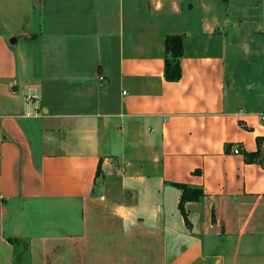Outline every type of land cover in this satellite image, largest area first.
Returning a JSON list of instances; mask_svg holds the SVG:
<instances>
[{
	"label": "crops",
	"instance_id": "crops-1",
	"mask_svg": "<svg viewBox=\"0 0 264 264\" xmlns=\"http://www.w3.org/2000/svg\"><path fill=\"white\" fill-rule=\"evenodd\" d=\"M263 2L0 0V264H264Z\"/></svg>",
	"mask_w": 264,
	"mask_h": 264
},
{
	"label": "trees",
	"instance_id": "trees-1",
	"mask_svg": "<svg viewBox=\"0 0 264 264\" xmlns=\"http://www.w3.org/2000/svg\"><path fill=\"white\" fill-rule=\"evenodd\" d=\"M182 53V39L179 36H166L164 38V78L168 82H175L180 79V63L179 59ZM256 151L253 153H244V160L247 164H257L264 171V138H256ZM99 174V168L96 175ZM181 190V197L178 208L187 224L184 212V204L187 202H198L202 200L204 194L200 188H192L186 185H173ZM14 247V264H25L28 259V245L25 241L16 239L9 240Z\"/></svg>",
	"mask_w": 264,
	"mask_h": 264
},
{
	"label": "built area",
	"instance_id": "built-area-1",
	"mask_svg": "<svg viewBox=\"0 0 264 264\" xmlns=\"http://www.w3.org/2000/svg\"><path fill=\"white\" fill-rule=\"evenodd\" d=\"M259 123L262 127H264V114H261L259 117ZM232 154L234 155H238L240 153L239 149L238 148H233L232 150Z\"/></svg>",
	"mask_w": 264,
	"mask_h": 264
},
{
	"label": "rangeland",
	"instance_id": "rangeland-1",
	"mask_svg": "<svg viewBox=\"0 0 264 264\" xmlns=\"http://www.w3.org/2000/svg\"><path fill=\"white\" fill-rule=\"evenodd\" d=\"M264 3V2H263ZM261 9V8H260ZM20 42H21V40H20ZM48 81H46L45 82V84L47 83ZM45 84H44V87H45ZM46 86H48V85H46ZM50 88H54L53 86H50ZM44 94V92L42 91V95ZM51 97V95L50 94H47V95H45L44 96V100H45V102L47 101V100H49V98ZM10 221H11V216H9L8 217V225L10 224Z\"/></svg>",
	"mask_w": 264,
	"mask_h": 264
}]
</instances>
